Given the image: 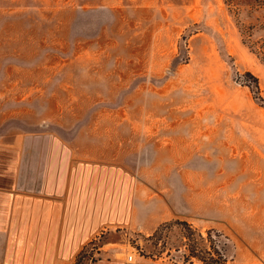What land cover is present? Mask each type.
Masks as SVG:
<instances>
[{"label":"rangeland","instance_id":"374dc122","mask_svg":"<svg viewBox=\"0 0 264 264\" xmlns=\"http://www.w3.org/2000/svg\"><path fill=\"white\" fill-rule=\"evenodd\" d=\"M225 1L0 0V140L62 137L136 181L134 224L74 263L107 245L200 264L189 226L227 264H264V61Z\"/></svg>","mask_w":264,"mask_h":264},{"label":"crops","instance_id":"0c3cea01","mask_svg":"<svg viewBox=\"0 0 264 264\" xmlns=\"http://www.w3.org/2000/svg\"><path fill=\"white\" fill-rule=\"evenodd\" d=\"M86 157V155L84 156ZM135 178L62 137L0 140V264H73L92 239L135 222ZM99 247L91 264H166Z\"/></svg>","mask_w":264,"mask_h":264},{"label":"trees","instance_id":"16d2710c","mask_svg":"<svg viewBox=\"0 0 264 264\" xmlns=\"http://www.w3.org/2000/svg\"><path fill=\"white\" fill-rule=\"evenodd\" d=\"M242 1L243 0H226L225 2L227 3L226 5H230L235 9V24L240 36L241 43L247 45L251 51L259 52L262 55L261 59L264 61V53H262V51H258L259 46H257L253 40V37L255 35H259L260 39L262 40L261 45H263L262 48L264 50V0ZM258 10L261 16L257 18L255 17L253 19L252 15L258 13ZM253 88L256 91L258 90L256 79H254ZM182 225L185 226L186 224L182 223ZM187 231L189 232V234L191 233L190 235L193 234L192 236L195 237L192 245H190V248L188 249V260L194 258L200 264H227L226 257L221 252V249L219 247L216 248L214 246H211V249L208 250L205 247L204 239L200 234L192 231L189 226H187ZM208 235L210 239L212 235ZM213 236L219 238L220 235L215 233ZM80 258L81 255L79 254L77 260ZM77 262L74 264H78Z\"/></svg>","mask_w":264,"mask_h":264},{"label":"built area","instance_id":"2783aa9c","mask_svg":"<svg viewBox=\"0 0 264 264\" xmlns=\"http://www.w3.org/2000/svg\"><path fill=\"white\" fill-rule=\"evenodd\" d=\"M126 261L127 262H134L135 260H134V255H127V257H126Z\"/></svg>","mask_w":264,"mask_h":264}]
</instances>
